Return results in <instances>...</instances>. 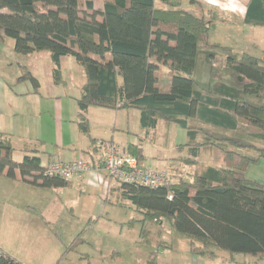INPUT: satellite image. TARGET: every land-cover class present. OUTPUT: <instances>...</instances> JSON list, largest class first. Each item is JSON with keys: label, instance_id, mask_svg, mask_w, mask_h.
Instances as JSON below:
<instances>
[{"label": "trees", "instance_id": "16d2710c", "mask_svg": "<svg viewBox=\"0 0 264 264\" xmlns=\"http://www.w3.org/2000/svg\"><path fill=\"white\" fill-rule=\"evenodd\" d=\"M182 1L103 0L95 9L92 0H0V41L12 40L20 56L49 53L55 84L62 81V57L81 66L85 79L77 119L84 135L89 107L135 110L143 130L159 121L184 130L183 147H193V159L202 148L222 154V168L196 173L191 181L169 180L156 188L117 184L120 200L142 217L143 238L146 225L167 224L190 241L193 255L224 252L231 261L243 255L264 264V184L246 177L249 165L264 159V64L219 47L225 61L215 65V53L205 49L211 21L185 10ZM244 23L264 27V0L248 2ZM161 65L167 68L163 77ZM26 81L37 91V79L21 67L16 83ZM124 150L142 167L138 145ZM13 152L10 135L0 132V176L16 180L18 174L20 182L42 189L69 186L61 177L44 175L38 152L20 162ZM84 231L65 253L75 251ZM0 264L21 263L1 253ZM146 264H156L155 253Z\"/></svg>", "mask_w": 264, "mask_h": 264}, {"label": "crops", "instance_id": "0c3cea01", "mask_svg": "<svg viewBox=\"0 0 264 264\" xmlns=\"http://www.w3.org/2000/svg\"><path fill=\"white\" fill-rule=\"evenodd\" d=\"M183 1L184 9L191 13L206 17L211 12L220 17L210 32L212 43H227L216 36V31L222 29L231 40L228 48L263 58L264 48L245 42L241 36V33L253 34L256 29L244 23L250 0H196L201 5V14L195 4ZM102 5L103 0L98 9ZM249 46L253 52L247 49ZM46 53L20 56L14 53L12 40L0 41V132L10 135L15 162H20L27 153L38 152L42 166L54 160L70 162L82 157L91 168L80 179L70 180L68 187L43 189L40 201H32L29 196L39 189L20 182L17 174V179L11 181L14 184L8 187L15 189L17 199L1 198L0 255L5 253L21 264H146L150 253H155L156 264H253L255 259L252 257L236 255L231 261L224 252H216L214 257L193 255L190 241L185 237L184 240L178 238L169 225L148 224L145 237L140 235L142 217L133 210L126 211L132 209L131 205L120 200L117 183L103 169L100 142L113 143L123 150L129 144L138 145L145 158L142 167L168 173L171 183L177 179L191 181L196 173L208 168H222L223 161L220 165L209 163L199 168L198 161L206 157V148L200 149L197 158L193 159V147H183L187 142L184 130L161 124L162 121L154 129L143 130L140 113L135 110L89 107L85 113L89 133L84 135L77 119V100L84 80L80 79L76 89H68L66 80L67 70L76 71L79 65L72 57H62L59 63L62 81L55 84L53 65ZM43 63L48 76L44 84ZM21 67L30 70L37 79V91L29 81L16 83ZM162 125L165 135L172 133L168 147L158 144L156 133ZM177 147L183 149L176 150ZM258 163H264V159ZM248 168L246 177L264 184L255 175L249 177ZM64 210L68 211V216ZM130 219V223H139L137 232L129 238L124 236V240L112 241L108 230L125 225ZM99 225L105 229L96 235ZM137 225L129 227L134 231ZM84 228L79 246L75 251L65 253ZM126 228L122 227L121 232Z\"/></svg>", "mask_w": 264, "mask_h": 264}, {"label": "rangeland", "instance_id": "374dc122", "mask_svg": "<svg viewBox=\"0 0 264 264\" xmlns=\"http://www.w3.org/2000/svg\"><path fill=\"white\" fill-rule=\"evenodd\" d=\"M92 1L94 2V8L95 9H98L101 6V4H102V0H92ZM196 2H198V1H196ZM157 6L160 7L159 5H157ZM184 6H186V4H184V1H182V7L185 8ZM195 6L198 7L197 9H199V14H201L203 11H201L202 9L200 8L201 7L200 3L199 2H198V4L195 3ZM205 16L206 17H204V16H202V17L205 20H210L211 21V23H210V31H209V41H208V44L210 46H208L207 48L205 47V49L215 53V57L212 60V62L215 65H219V66L224 64L225 53L226 52L224 50L220 49L219 47L230 49L229 50L230 52L232 51L233 53H236L237 55H241L243 53L242 51L236 50V49H231V48L227 47V45L230 44L231 40L229 38H226V37H228L229 34L227 32H225L224 30H222V29H218L216 31V36L219 39H221L223 42H227V43H225V45H222V44L220 45V44H215V43L211 42V38H210L211 29H212V27L215 26V23H216L215 21H219L220 17H218L216 14H213L211 12H208V14L205 15ZM199 17H201V16L199 15ZM253 32H254L253 34L250 33L248 35H246L244 33H241V36L243 38H245V42H249V44H251V45L252 44L253 45L256 44V45H258V47L260 46L261 48L262 47L264 48V27H256V29ZM215 46H218V47H215ZM249 48H250V51L253 52L252 51V47L251 46L247 47V49H249ZM254 51H255V49H254ZM46 54H48V53H46ZM261 57H263V58H261V60L263 61V64H264V53H261ZM78 68L79 69H76V71H72L70 69L67 70V72H68V74H66V80H67V83H68L67 88L69 87V88H72V89L73 88L76 89L77 85H79V83H80V79L81 78H83V80L85 79L81 66H79ZM166 72H167V68L165 66L161 65V67H160V75L163 77V76H165ZM46 74H47V69H45V66H44V63H43V84L46 82V78L48 77ZM161 124H165L166 126H171V128H175V129L181 130L176 125L166 124L164 121H162ZM165 133L166 132L164 130L163 125L161 127L159 126L158 129H157V133H156V135L159 136V139H158L159 143L158 144L161 145V146L163 144H165L166 147H168L169 146V142H170L169 139L172 137V133L169 132L166 135H165ZM228 134H230V133H228ZM252 142L255 145H257V146H262L261 143L258 142V141H252ZM181 149H183V147H177L176 148V150H181ZM204 153H205L206 157L204 159L203 158L200 159L201 161L200 160L198 161L199 168H203V167H205V165H207L209 163L213 164V165H220L221 162L223 161L222 154L220 152H218L217 150L213 149V148H206ZM249 153L250 154H254L251 150L249 151ZM14 157H17L20 160V158L17 155H15ZM214 158H216L217 161ZM186 160L189 161V159H186ZM263 164L264 163H258V164L255 163V164L249 165V168H248L249 171L247 172V175L249 177H251V175H255V177H257L259 179H262L264 181V165ZM142 166H143V163H142ZM153 170H156V169H153ZM156 171H161V170H156ZM165 174L168 177V180L171 179V181H172V178H170L168 173L165 172ZM11 181L12 180L9 181V179H7L6 177L5 178H0V207L2 206L1 198H4L6 200L17 199V194L15 192V189L8 188L12 184H14V183H11ZM176 181H178V179ZM38 189H39V191L36 189L35 191H32L31 194H29L30 199L32 201H40V200L43 199V189L42 188H38ZM126 211L130 213V211H132V209L127 208ZM124 213H125V209L122 210V214L123 215H124ZM64 214H67V216L69 215L67 210H64ZM64 214L62 216H64ZM127 215H129V214H127ZM130 221H131V219L125 225H116V227L114 229L108 230L112 241L113 240H118V241L124 240V236L129 238V237H132V235L137 232V229L140 228L138 226L139 223H137V222L130 223ZM136 225H137V227L134 228V231L132 229H130V227H129V226H136ZM165 226H168V225L165 224ZM122 227L123 228L127 227V228L123 229V231L121 232ZM156 227H158V225ZM159 227H160V225H159ZM104 229H105V226L99 225L96 228V235H99V233L103 232ZM176 236H179L178 238H180L181 240H184V237H181L180 235H176Z\"/></svg>", "mask_w": 264, "mask_h": 264}, {"label": "built area", "instance_id": "2783aa9c", "mask_svg": "<svg viewBox=\"0 0 264 264\" xmlns=\"http://www.w3.org/2000/svg\"><path fill=\"white\" fill-rule=\"evenodd\" d=\"M102 149L101 162L108 177L119 183H135L149 187H159L168 184L165 172L137 166L134 158L126 154L115 144L103 142L99 144ZM89 163L82 157L70 162L54 160L44 167L47 177L58 176L66 181L80 179L90 170Z\"/></svg>", "mask_w": 264, "mask_h": 264}]
</instances>
